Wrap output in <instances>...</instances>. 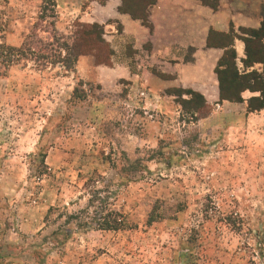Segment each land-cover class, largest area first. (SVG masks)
<instances>
[{"label":"rangeland","instance_id":"rangeland-1","mask_svg":"<svg viewBox=\"0 0 264 264\" xmlns=\"http://www.w3.org/2000/svg\"><path fill=\"white\" fill-rule=\"evenodd\" d=\"M96 1L0 0V44L50 43L47 66L0 64V264H264V110L133 81ZM94 174L127 225L65 238Z\"/></svg>","mask_w":264,"mask_h":264},{"label":"crops","instance_id":"crops-1","mask_svg":"<svg viewBox=\"0 0 264 264\" xmlns=\"http://www.w3.org/2000/svg\"><path fill=\"white\" fill-rule=\"evenodd\" d=\"M96 6L95 20L111 21L112 48L128 51L133 81L142 69L150 82L194 91L210 104H230L220 102L216 68L226 52L235 51L236 66L245 71L248 31L264 23V0H106ZM251 70L261 72L262 65ZM246 93L258 95L246 91L245 100Z\"/></svg>","mask_w":264,"mask_h":264},{"label":"trees","instance_id":"trees-1","mask_svg":"<svg viewBox=\"0 0 264 264\" xmlns=\"http://www.w3.org/2000/svg\"><path fill=\"white\" fill-rule=\"evenodd\" d=\"M48 2L50 3V0ZM52 6L54 7V5ZM248 34L249 37L245 39L247 57L244 60L245 71L240 72L236 66L237 55L235 51H228L220 62V66L216 68V74L219 80L220 102H246L247 113H255L264 110V23L259 30L248 31ZM34 37L33 35L30 36L21 47H8L0 44V64L10 67L22 61L32 60L38 66L49 65L50 43H45L41 39L36 40ZM66 50L68 57L63 61L68 69L73 70L79 55L74 54L72 48H66ZM255 64H261L262 71L251 70L247 72V69L252 68ZM246 91L258 93V95L245 100L242 94ZM185 93L197 97L203 104H206V100L201 94L191 90H187ZM82 180V195L83 199H86V204L77 212L66 217L63 224L65 238L79 230L120 231L125 229L126 217L122 211L117 210V190L112 188V183L95 174ZM234 214L225 220L232 228L240 230L244 227L243 221ZM255 252L264 263V237L260 241V247H257Z\"/></svg>","mask_w":264,"mask_h":264}]
</instances>
